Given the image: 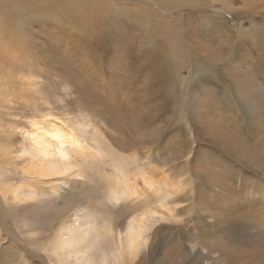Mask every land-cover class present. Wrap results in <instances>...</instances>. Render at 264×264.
Returning <instances> with one entry per match:
<instances>
[{"label": "rangeland", "instance_id": "obj_1", "mask_svg": "<svg viewBox=\"0 0 264 264\" xmlns=\"http://www.w3.org/2000/svg\"><path fill=\"white\" fill-rule=\"evenodd\" d=\"M0 41L1 264H75L81 205L111 255L139 221L111 264H264V0H0ZM61 159L70 196L28 186Z\"/></svg>", "mask_w": 264, "mask_h": 264}, {"label": "bare ground", "instance_id": "obj_2", "mask_svg": "<svg viewBox=\"0 0 264 264\" xmlns=\"http://www.w3.org/2000/svg\"><path fill=\"white\" fill-rule=\"evenodd\" d=\"M1 40L3 41V39H1ZM5 46L8 47L6 49V52H12L14 50L12 45L6 44ZM92 141L95 142L94 137H93ZM43 147H45V149H43ZM46 147H48V145L45 146L44 143L42 145H40V148H41L40 152H41V154H44L43 155L44 157H46V156L49 157V156H51V154H48V151L46 152ZM37 162H39V161H37ZM30 163H31V165H30L29 169L26 171V173L29 174V177L27 176V178H24L25 180L28 179L27 182H29L28 183L29 187H31L37 191H46V189H49L48 191H50V194L52 193L54 198H60L61 197L62 199H64L67 196L71 195L72 190H73V186L71 184L68 185V179L65 178V180H66L65 182L59 178L54 179V177H56L57 175H61L63 173L66 174V173H68L69 170L71 171L72 167L69 163H67L61 159V163H62L61 165L62 166L58 167L59 165H57L55 162H53L52 164H49L48 161H44L41 163L39 162V164H40L39 168H37V165H35L33 163V160H31ZM24 172H25V170H24ZM54 181L64 182L65 183L64 187L50 185L49 187H47L45 189L43 188V187H46V184L53 183ZM48 196H50V195L48 194ZM118 197L119 196L117 195L116 198H118ZM88 200H86V201H88ZM83 202H85V201H83ZM27 203H29V204H27ZM27 203L25 205H20L17 208L21 209V211H23V209L33 208V206H34L33 203H35V202H27ZM72 212H73L72 207L70 209L67 208L65 214L61 217L62 219H60L61 221H60L58 227L56 228V232L54 233L53 238L55 240L54 247L56 250H62L65 247L71 248V251L73 252L74 258H75V264H95L93 262V255L96 253L99 254V256H100L96 260L98 262L97 264H111V256L114 257V259H118L116 257V254L120 255V258L125 256V255H131V254L133 255L138 250V248L140 247V245H141L140 243L143 241L142 230L140 229L141 226L138 224L139 221L135 220L134 218H132L127 223V225L125 226L124 229L122 228L123 230H118V227H117V229H115L114 227H112V229H111V224H110L111 222L109 220H107V221H105L104 226L107 228V232H109L111 234V237L114 240V247H115L114 253L111 255V248H110V250L109 249H107V250L99 249L100 248V238H101L100 231H101L103 226H100L97 224V213L93 210L92 206H86L85 207V205L84 206L81 205V212L82 213H80V214L81 215L83 214V215L81 217L82 219L81 218L80 219L82 221V224L80 223L78 214H74V212L73 213ZM2 214L5 215L7 218H11L9 216L10 210H9V212L4 211L2 213L1 208H0V218L3 217ZM104 214H105V212H104ZM100 216H101V214H100ZM107 216H104V217L107 218ZM71 218H72V220H71ZM6 223L2 222V225H6ZM25 224H27V223H25ZM119 224H121V223H119ZM83 241H84V243H83ZM82 243H83V246H79ZM0 255H2L0 257V259H1L0 264H1V262L7 260L8 257L5 256L6 254H4L3 252L0 253ZM11 259H12V257H11ZM9 260H10V258H9Z\"/></svg>", "mask_w": 264, "mask_h": 264}]
</instances>
